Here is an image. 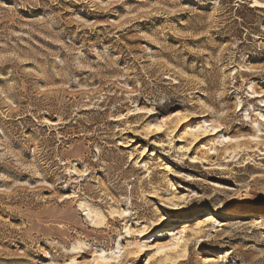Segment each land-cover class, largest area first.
Segmentation results:
<instances>
[{
	"label": "rangeland",
	"instance_id": "1",
	"mask_svg": "<svg viewBox=\"0 0 264 264\" xmlns=\"http://www.w3.org/2000/svg\"><path fill=\"white\" fill-rule=\"evenodd\" d=\"M262 3L0 0V264H264Z\"/></svg>",
	"mask_w": 264,
	"mask_h": 264
},
{
	"label": "bare ground",
	"instance_id": "2",
	"mask_svg": "<svg viewBox=\"0 0 264 264\" xmlns=\"http://www.w3.org/2000/svg\"><path fill=\"white\" fill-rule=\"evenodd\" d=\"M256 8L264 9V3L262 6H255ZM215 121L214 124H216ZM153 178V177H152ZM147 187V184H143ZM188 197L190 200H188ZM188 200V201H187ZM192 202L194 205H192ZM164 203L173 207L174 209H178L184 206L188 211H192L194 213L192 220H183L180 225L176 227H172L171 229H167L169 227H163L159 240H164L162 244L156 246L157 253L163 257L167 255L165 262L168 264H178L181 261H185L191 254L192 250H190V246L194 244L195 241H199L200 243H205L208 241L207 235L212 227L214 222L211 214L205 212V210L201 207L197 197L190 192H187L186 196L177 197L176 193L173 191L170 193ZM115 218H118V213H112ZM103 218L101 216L95 217V219L91 220V223L94 228H98L103 223ZM155 227H159L158 223H154ZM101 227V226H100ZM164 238V239H162ZM194 247V251H195Z\"/></svg>",
	"mask_w": 264,
	"mask_h": 264
}]
</instances>
